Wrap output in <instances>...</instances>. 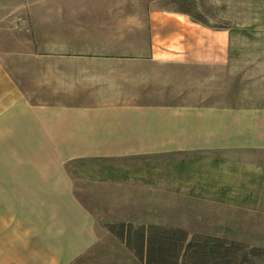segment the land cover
<instances>
[{
	"label": "crops",
	"instance_id": "0c3cea01",
	"mask_svg": "<svg viewBox=\"0 0 264 264\" xmlns=\"http://www.w3.org/2000/svg\"><path fill=\"white\" fill-rule=\"evenodd\" d=\"M164 1L0 14V264H144L77 198L75 161L134 162L89 185L115 221L264 237V61Z\"/></svg>",
	"mask_w": 264,
	"mask_h": 264
},
{
	"label": "rangeland",
	"instance_id": "374dc122",
	"mask_svg": "<svg viewBox=\"0 0 264 264\" xmlns=\"http://www.w3.org/2000/svg\"><path fill=\"white\" fill-rule=\"evenodd\" d=\"M56 1H66L71 2V4L73 2V0H0V14L2 13L3 15L12 17L18 14L33 12L34 14L43 15L55 8H66V10L69 9L71 11L75 7L64 6L70 5V3L63 4L59 7L58 5H54ZM78 1L74 0V3ZM170 1L165 0L161 6L177 10L175 5H169L171 4ZM194 1L196 11L199 13L201 19L205 21V23L200 22L199 24L207 26L210 29L227 31V46L230 47L228 54L233 58L232 60H243V58L247 57L250 60H256L258 58V60L264 61V0ZM75 8L78 9V7ZM11 20L13 19L11 18ZM10 25L12 28L15 27V23ZM6 39L15 41L16 38L9 37ZM7 50L9 55L15 54L13 53V47ZM220 163L221 161H215L211 166L218 167L216 173H227V169ZM134 166V162H127L126 160L122 162L112 160H85L75 161L69 165L68 170L73 177L77 198L93 213L99 227H104L107 230L106 226L109 223L118 222L115 221L118 214L112 212L111 198L89 195L92 192L89 189L91 180L100 175L110 176V173L118 168H134ZM212 231L205 230V232ZM227 232L233 233L234 231H224L225 234ZM239 238H241V242L248 245L264 247V237ZM104 244L102 252H107L108 248H113V244H116V241L105 240ZM108 244L109 246H107Z\"/></svg>",
	"mask_w": 264,
	"mask_h": 264
},
{
	"label": "trees",
	"instance_id": "16d2710c",
	"mask_svg": "<svg viewBox=\"0 0 264 264\" xmlns=\"http://www.w3.org/2000/svg\"><path fill=\"white\" fill-rule=\"evenodd\" d=\"M177 11L205 23L194 0H171ZM116 236L144 264H264V247L236 240L159 225L134 227L129 222L109 223Z\"/></svg>",
	"mask_w": 264,
	"mask_h": 264
}]
</instances>
